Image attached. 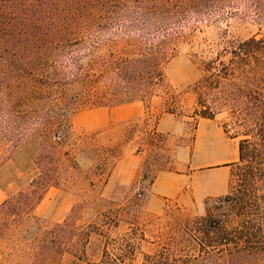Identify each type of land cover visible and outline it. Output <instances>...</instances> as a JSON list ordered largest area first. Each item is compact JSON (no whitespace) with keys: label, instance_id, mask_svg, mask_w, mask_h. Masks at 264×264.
<instances>
[{"label":"rangeland","instance_id":"1","mask_svg":"<svg viewBox=\"0 0 264 264\" xmlns=\"http://www.w3.org/2000/svg\"><path fill=\"white\" fill-rule=\"evenodd\" d=\"M31 15L51 35L36 46L9 30ZM252 37L259 52L240 46ZM140 58L160 76L116 75ZM230 61L264 62V0H0V264H32L37 240L68 216L76 256L49 264H226L237 254L264 264L261 210L253 239L234 232L229 246H204L194 237L197 218L240 185L243 126L218 109L216 91L198 103L199 80ZM117 86L123 103L94 104ZM129 103L139 115L122 119ZM206 107L213 119L201 115ZM182 170L199 172L181 197L155 194L158 175ZM41 177L43 198L14 215Z\"/></svg>","mask_w":264,"mask_h":264},{"label":"trees","instance_id":"2","mask_svg":"<svg viewBox=\"0 0 264 264\" xmlns=\"http://www.w3.org/2000/svg\"><path fill=\"white\" fill-rule=\"evenodd\" d=\"M19 22V23H18ZM11 24L9 30L13 34L24 35L26 43L36 46L39 42L50 38L45 32L39 30L35 24L32 15L23 21L19 20ZM59 26L63 29L67 26L66 21H62ZM42 23V20H41ZM44 30H46L44 28ZM261 40L252 37L241 43V48L252 49L253 53L259 52L258 45ZM249 53L254 56L253 53ZM253 63V65H251ZM155 61H149L147 58H140L135 61H129L123 66H117L116 75L125 81H130L132 73L141 80H153L160 76L151 71L156 68ZM135 70V71H134ZM228 71H231L229 74ZM197 84L198 103L202 105L203 99L210 98L222 110V107L231 108V116L239 127L244 128L238 131L245 135L239 142V187L224 196H219L213 201L212 210L205 216L197 218V224L194 237L204 246L226 245L229 246L235 242L234 235L240 239H253L257 233L252 231L250 223L258 219L254 213L261 210L264 214V92L259 89L264 87V62L256 61H230L228 65L221 63V67L216 71H208ZM117 94L113 95L109 102H95L96 106L114 105L123 103V97H119L121 89L117 86ZM259 91V92H258ZM238 107H242L239 109ZM216 111L206 107L201 111V115L208 119H213ZM241 118V119H240ZM244 123L245 125H241ZM241 129V128H240ZM241 178V179H240ZM34 189L21 192L17 200V208L14 209V215L21 216L31 213L37 203L43 198L47 190L48 183L45 177L33 181ZM12 201L9 200V203ZM8 201L2 204L6 206ZM68 216L63 223H58L52 230H48L37 240L36 251L32 264H49L52 257H61L65 254L76 256V245L73 237L75 234L68 228L71 226ZM233 225V226H231ZM239 226V230L233 229ZM235 232V233H234ZM89 234H86L88 236ZM88 238V237H87ZM89 239H86L81 251L82 255L78 257L84 260ZM215 257H202L200 264H217ZM257 259L246 256L245 254L227 255L222 261L226 264H254ZM156 264H177L168 259L157 260ZM185 264V263H181Z\"/></svg>","mask_w":264,"mask_h":264},{"label":"crops","instance_id":"3","mask_svg":"<svg viewBox=\"0 0 264 264\" xmlns=\"http://www.w3.org/2000/svg\"><path fill=\"white\" fill-rule=\"evenodd\" d=\"M120 110L121 111L119 113L123 116L122 119H129L139 115L138 107L134 103L124 105ZM198 172L187 173L184 172V170L180 173L164 172L155 178L152 188L155 191V194L159 196L181 197L186 191L188 184H192L193 186L194 175ZM189 179H191V182ZM220 194L222 193L206 195L204 197L219 196Z\"/></svg>","mask_w":264,"mask_h":264}]
</instances>
